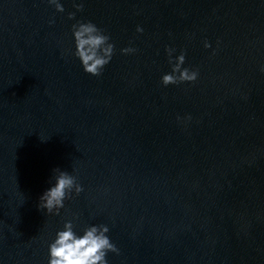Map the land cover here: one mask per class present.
<instances>
[{"label": "water", "instance_id": "1", "mask_svg": "<svg viewBox=\"0 0 264 264\" xmlns=\"http://www.w3.org/2000/svg\"><path fill=\"white\" fill-rule=\"evenodd\" d=\"M81 2L0 0V264H49L68 220L108 264H264V0ZM78 21L116 45L100 77ZM168 47L195 83L162 85ZM57 168L84 190L49 215Z\"/></svg>", "mask_w": 264, "mask_h": 264}, {"label": "clouds", "instance_id": "2", "mask_svg": "<svg viewBox=\"0 0 264 264\" xmlns=\"http://www.w3.org/2000/svg\"><path fill=\"white\" fill-rule=\"evenodd\" d=\"M48 3L54 5L58 12L65 11L60 0H48ZM74 7L77 11L84 10L83 2L76 4L74 0ZM74 18L75 13H69V19ZM72 32L75 41L73 55L81 61L87 74L102 76L116 51V45L111 42L110 35L91 21H78L72 26ZM137 32L142 33L143 28L138 26ZM204 46L210 48L211 44L205 41ZM136 51L134 47L121 49L125 55ZM166 51L172 71L162 76V85L167 87L195 83L199 78V70L183 67L186 62V52L182 51L178 57H174L173 53L176 51L174 48L168 47ZM191 119V116L187 117V120ZM54 171L57 173L55 184L43 193L38 206L41 210L46 209L49 215H60V210L65 207V201L72 199L73 193L78 196L84 189L76 176L59 168ZM108 232L109 228L106 225H91L83 229L81 235L75 230L72 220L66 221L63 229L56 233L55 240L49 245V264H108L107 254L119 252L107 235Z\"/></svg>", "mask_w": 264, "mask_h": 264}]
</instances>
